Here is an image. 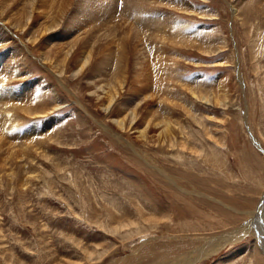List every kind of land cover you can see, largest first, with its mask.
Masks as SVG:
<instances>
[{
    "label": "rangeland",
    "instance_id": "obj_1",
    "mask_svg": "<svg viewBox=\"0 0 264 264\" xmlns=\"http://www.w3.org/2000/svg\"><path fill=\"white\" fill-rule=\"evenodd\" d=\"M136 7L144 12L135 16ZM63 13L44 34L46 48L60 52L57 65L44 63L37 33L15 35L0 17V133L10 140L0 148V264H116L147 239L162 250L196 234L233 240L241 231L198 264H264V0H69ZM82 37L93 60L75 76L76 65L62 59ZM117 42L130 45V72L111 117L123 103L145 105L143 84L158 115L171 105L172 124L192 132L188 147L142 144L106 118L92 92L115 76H92L117 55ZM62 69L65 78L54 72ZM35 76L46 91L24 84ZM13 108L11 125L4 117Z\"/></svg>",
    "mask_w": 264,
    "mask_h": 264
},
{
    "label": "bare ground",
    "instance_id": "obj_2",
    "mask_svg": "<svg viewBox=\"0 0 264 264\" xmlns=\"http://www.w3.org/2000/svg\"><path fill=\"white\" fill-rule=\"evenodd\" d=\"M68 1L69 0H46L44 2L45 4H40L38 1L35 2L34 0H18L16 2H13V0H0V17L5 23H7L9 26H11V28L14 27V31L16 32L15 35H17V34H20V35H22V34H26V35L31 34V37H32V36H34L33 33H35V34L37 33V35L34 36L33 39H37V37H40V39L42 40L43 44H42V46H41V44H38L37 46H35V48H41L43 50V52L41 54V57L43 58L44 63H46V62L47 63H51L53 61L54 64L57 65V63L59 61H61L60 52L55 50V49H51V48L47 49L46 48V36L44 34L45 33H49V32H54L55 29H57V26L61 24V23H59V19H55V16L59 15V14L60 15L61 14H65L63 12L65 11V6H67ZM103 2H104V0H103ZM85 5H87V4H85ZM100 5H101V3H100ZM88 7H89L88 10L92 9L89 5H88ZM47 8H49L48 11L41 10V9H47ZM101 8H103V7H101ZM115 8H116V6H115ZM84 9H85V7H84ZM143 10L144 9L141 10L139 7H136L135 16H137L139 12L143 13L144 12ZM235 10H236V6H235ZM162 13H160V14H162ZM189 13H190V11H189ZM77 14H79V12H77ZM153 15H156V14H153ZM203 17H204V15H203ZM51 18H52V20H51ZM27 19H29L30 21H34V22L32 24L27 25L26 27H24L25 21ZM37 23H39V25H38L37 28H35V25ZM162 26H163V23L161 24V28H162ZM3 27L4 26H2V28ZM64 34L62 33L61 35L63 36ZM3 35H4V32H2L1 29H0V47L3 44L6 43V40H5ZM161 37H162V39L164 41L165 40L169 41L168 40L169 36L166 37V36L163 35ZM83 38L84 37L80 38V41L75 46H71L70 47L71 49L67 50L66 55L62 59L63 62H64V65H66V66L68 64H71V63L76 65L75 68L73 69V74L75 76H78V73H80L84 69V67L87 64V62L92 59V53H91L92 50L90 52H88V53H87V50H85L88 47V46H86V43H85L86 41L85 40H87L88 38L85 39V40H83ZM108 40H107V43H105V42L104 43L105 44H109ZM67 42L71 43V41H68V40H67ZM127 42L131 43V41L128 40V39H127ZM81 45L83 47L81 48L80 51H78ZM117 45H118V48H119L118 52H117V55L114 54V52H115L114 51L113 53L111 52L113 58L110 57L111 55L110 56L107 55L106 58L102 59V61L99 63L98 70L95 71L94 75L92 76V77H95V76L96 77L97 76H99V77H101V76H115L114 80H112V84L113 85H107V84H103V83H99L98 82V83L95 84V88L99 87L100 89H98V88L97 89L100 90V91L97 92V90H95V91L92 92V93H97L96 96L99 99L100 106L104 107V110H106L105 111L106 118L114 119V121L116 122V126L119 127L121 130H123L124 131L123 133L125 135H127V136H130L129 133L132 130L134 132H137L138 133V135H137L138 142H140L142 144H149L150 145V144L156 143L158 146H162L164 144H170V146H172V147L176 146V145H178V146L179 145L180 146H187L188 147L190 145V143H192V140L189 141L187 139V137L191 136L192 132L190 133V131H188V129H187V126L185 124H183L182 122H178L179 125L177 127H176V125L172 124V119L170 118L171 113H172L171 107H170L171 105L170 106L166 105L165 108L162 110L163 114L161 116L158 115L156 113V111L154 110V108H153L154 105H152L154 98H153V96H152V94L150 92V89H149L148 86L144 87L143 84H140L141 85L140 86L141 87V92L145 93V96H144L145 105L144 106L142 105L143 108H142V106L140 107L139 105H135V107H131V106L129 107L127 105V103H123L120 106V108L118 109L117 116L116 117H111L112 113H111V110L109 111V107L111 106V104L114 101H116V100H118V98H120V92H121V90L124 87V82H126V80H127V77H128L127 74H129V72H130V70H129L130 69L129 68V58L127 56L128 52L126 51L130 45L126 44V43H123V42H121V44L119 42ZM103 49L105 50V48H103ZM106 49H108V48H106ZM163 50H164V47H162V52H163ZM109 51H110V49H109ZM111 51H112V48H111ZM204 51L207 52L208 54L210 52V50H208V49H204ZM3 52H4V50H3ZM77 52L82 53L83 54V58H84L83 64L80 65L79 67H78V63H76V60L78 61V58H80L82 55L77 56ZM20 56H21V53H20ZM75 58H77V59L75 60ZM10 59L12 60V62L10 61L11 64H9V65H12V66L14 64L16 65L17 56L15 58V57H12V56L9 55V60ZM69 59H70V62L66 63V61H68ZM73 59H74L75 63L71 62V60H73ZM13 60H14V62H13ZM24 60H22V62H24ZM163 60L164 59H162V57H158L157 58V63L160 64V63H162ZM7 61H8V59H7ZM18 61L20 62V60H18ZM18 61H17V65H19ZM164 62L165 61H163V63ZM112 63H114L113 66H111ZM157 63H156V65H157ZM163 63L161 64L162 66H163ZM218 65L219 66H224V65H226V63H225V61H222V62H219ZM13 67H12V69H13ZM167 69H169V66L167 67ZM10 70H9V72H10ZM58 71L57 72L54 71V72L57 75H59V76H63L64 75V78H65V73L64 72H66V70L62 69V70L59 71V73H58ZM137 71H140V73H141V70H137ZM7 72H8V69H7ZM19 74H21V73H19ZM19 74H17V75L19 76ZM137 75H136V78L138 77L137 79H139L140 74H137ZM11 76H12V74H11ZM13 78H14V76L12 77V79ZM40 78H36V76H35L34 80L27 81L24 84L31 86L32 83H36V84H38V86H43L44 90L46 91L48 89V86L43 84V82L40 80ZM168 78L170 79L171 77L168 76ZM44 80H45V78H44ZM103 81H104V79H103ZM140 81L138 80V83ZM1 83H0V85H1ZM88 83L90 84V82H88ZM5 86H6V84H5ZM19 86H21V84H19ZM160 89H161V84L159 85V90ZM13 90L14 91L12 93H10V96H14L13 97V99H14L15 98V94L18 93L19 90H17V89H13ZM187 90H188V88H187ZM53 91H54L55 94H57L55 89H53ZM163 91H164V94L171 95V89L170 88L163 86ZM190 91L195 96H198V97L202 96V98H205V99L208 97V96H206L205 91L201 92V94H198L199 93L198 91H196L194 89H191V88H190ZM24 93H25V91H24ZM0 94H2V91H1ZM26 95L28 96V94H26ZM0 96L2 97V95H0ZM20 97H21V95H20ZM215 98H216L217 101L220 99L219 96L214 97V99ZM0 99L2 100V98H0ZM3 99H5V98H3ZM7 99H8V97H7ZM211 100H213V96H211ZM11 101H13V100H11ZM146 101H147V103L149 105H152V106L148 107ZM1 104L4 105V103H1ZM7 107H8V105H7ZM184 108H185V110L188 113H193V114L196 113L195 112L196 110L193 109L191 104H188V105L185 104ZM17 110L18 109L13 108V109H10L9 111H6L7 114L11 113V115H10L9 118L7 117L8 118L7 120H5V117H6L5 116L4 117V122L8 121V123L7 122L6 123L12 125V122H13V120L15 119V117L17 115ZM127 110H128V112H127ZM142 111H144V112L141 113ZM42 112H44V110H42ZM124 113H126V114H124ZM37 114H39V113H37ZM12 117H13V119H11ZM192 117L195 118L198 122H201V119L198 117V115H192ZM202 118H205V117L202 116ZM16 122H18V121L14 120V123H16ZM11 125H9V127ZM4 126H5V124H4ZM154 127L155 128L158 127V129H160V130H158V132L156 134L152 135V134H150V132H151L152 128H154ZM177 128H178V130L180 132L179 136L177 134ZM205 130L207 132H209L208 131L209 129L206 128V127H205ZM118 136L119 137L120 136L123 137L120 134ZM0 137H4V136L0 133ZM6 138L4 137V140L0 141V148L2 147L3 144L9 143L10 140H8ZM192 148H193V146H192ZM196 151H200V150L196 149ZM0 161H2L1 157H0ZM250 213L253 215L254 211H250ZM259 218L261 220L262 217L259 216ZM192 227H193V225H192ZM193 228H191L190 230H193ZM260 228L263 231V227L260 226ZM243 233H244V231H241L238 234V236L240 237ZM196 235H197L196 237L183 238L179 243H177L175 245H171V247L166 248V249H162V250H156L154 248V246H152V244L149 242L150 240H148V239L145 240L144 239L145 241L143 243H141L138 246L133 248L132 253L128 257L120 259L119 261L116 262V264H198L202 260L203 257L211 256L212 254L218 252V250L220 248H222L224 246V244H226L227 242H229V243L232 242L233 243L239 238V237H237V238L232 240V239H228L229 237H224V240H223V238L222 239L211 240V239H208L207 237H205L203 235H198V234H196ZM198 239H201L203 244H202L201 248L197 249L195 247V245H196V243H197L196 241ZM153 250H155L157 252H153ZM167 258L173 259V261L169 262L167 260Z\"/></svg>",
    "mask_w": 264,
    "mask_h": 264
}]
</instances>
